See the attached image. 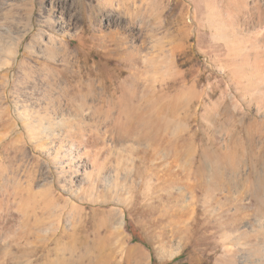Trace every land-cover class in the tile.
Masks as SVG:
<instances>
[{
	"label": "rangeland",
	"instance_id": "1",
	"mask_svg": "<svg viewBox=\"0 0 264 264\" xmlns=\"http://www.w3.org/2000/svg\"><path fill=\"white\" fill-rule=\"evenodd\" d=\"M0 264H264V0H0Z\"/></svg>",
	"mask_w": 264,
	"mask_h": 264
},
{
	"label": "bare ground",
	"instance_id": "2",
	"mask_svg": "<svg viewBox=\"0 0 264 264\" xmlns=\"http://www.w3.org/2000/svg\"><path fill=\"white\" fill-rule=\"evenodd\" d=\"M220 25V24H219Z\"/></svg>",
	"mask_w": 264,
	"mask_h": 264
}]
</instances>
